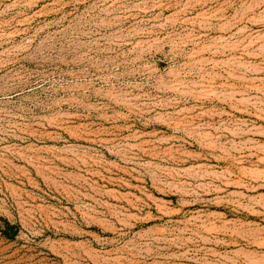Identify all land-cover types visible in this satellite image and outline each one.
Returning a JSON list of instances; mask_svg holds the SVG:
<instances>
[{
    "label": "rangeland",
    "instance_id": "374dc122",
    "mask_svg": "<svg viewBox=\"0 0 264 264\" xmlns=\"http://www.w3.org/2000/svg\"><path fill=\"white\" fill-rule=\"evenodd\" d=\"M0 264H264V0H0Z\"/></svg>",
    "mask_w": 264,
    "mask_h": 264
}]
</instances>
